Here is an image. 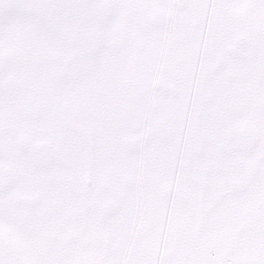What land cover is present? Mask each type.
Wrapping results in <instances>:
<instances>
[{
	"label": "snow or ice",
	"instance_id": "snow-or-ice-1",
	"mask_svg": "<svg viewBox=\"0 0 264 264\" xmlns=\"http://www.w3.org/2000/svg\"><path fill=\"white\" fill-rule=\"evenodd\" d=\"M0 264H264V0H0Z\"/></svg>",
	"mask_w": 264,
	"mask_h": 264
}]
</instances>
